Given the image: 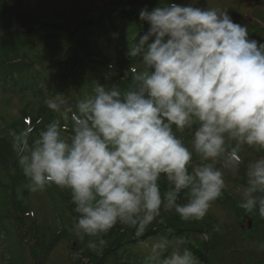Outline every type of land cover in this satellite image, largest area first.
<instances>
[{
    "label": "clouds",
    "instance_id": "clouds-1",
    "mask_svg": "<svg viewBox=\"0 0 264 264\" xmlns=\"http://www.w3.org/2000/svg\"><path fill=\"white\" fill-rule=\"evenodd\" d=\"M139 20L148 29L128 43L142 66L130 89L93 82L75 100L57 92L45 101L57 118L35 136L14 134L25 187L70 191L73 229L97 238L93 250L118 222L142 235L162 208L203 219L225 188L223 169L239 171L244 147L264 152V43L226 11L192 2L160 0ZM245 175L239 207L264 218V156ZM140 243L144 264H199L184 237Z\"/></svg>",
    "mask_w": 264,
    "mask_h": 264
},
{
    "label": "trees",
    "instance_id": "trees-1",
    "mask_svg": "<svg viewBox=\"0 0 264 264\" xmlns=\"http://www.w3.org/2000/svg\"><path fill=\"white\" fill-rule=\"evenodd\" d=\"M104 2L107 3L102 4L103 7L90 8L91 16L50 20L33 14L35 0H0V95L33 93L40 101L36 110L23 114L17 123L7 126V121L0 117L1 264H23L20 248L29 241L33 244L30 251L34 263L45 264L56 243L75 233L73 224L78 215L70 191L48 186L45 192L49 196L52 231L39 229L37 211L25 187L27 181L13 147L14 134L32 128L35 136L45 124L57 118L45 103L52 94L64 93L69 100H75L90 93L93 82L108 86L119 84L121 90L130 89L135 83L134 69L142 67L138 58L131 59L126 53L129 40L148 29V24L139 20V12L147 7L146 3L139 0ZM114 40L117 47L122 44L126 49L109 58L98 49V43L110 45ZM68 128L70 131V125ZM261 156L264 152L259 154ZM65 197L72 203L70 207L65 206ZM66 210L71 213L73 224ZM173 223L169 217L160 218L152 229L146 228L138 235L133 228L118 222L105 234L113 238L112 243L106 242L92 252L83 249V255L89 264H104L109 259H113V264H144L143 256L134 254L140 260L136 263V259L124 254H132L135 240L153 235L185 238L186 226ZM85 237L88 241L95 238ZM184 246L193 252L199 264H211L205 257L206 244L204 249L198 250L186 240Z\"/></svg>",
    "mask_w": 264,
    "mask_h": 264
},
{
    "label": "rangeland",
    "instance_id": "rangeland-1",
    "mask_svg": "<svg viewBox=\"0 0 264 264\" xmlns=\"http://www.w3.org/2000/svg\"><path fill=\"white\" fill-rule=\"evenodd\" d=\"M35 1L37 3L33 7V14L36 17H44L50 20L67 19L78 15L91 16L93 15L90 13L92 11L91 7H98L108 2H104V0ZM139 1L145 2L149 10L160 4V0ZM163 2H166V0H163ZM172 2L177 4L192 2L195 6L215 7L224 10L235 23L247 27L250 39H256L258 42L264 43V0H172ZM117 44L116 40L110 45L101 41L98 43V49L109 58L114 57L120 51L126 49L122 44H119L118 48ZM39 105L40 101L33 93L12 97L0 95V117L7 121L6 125L8 126L11 122L17 123L23 114L31 109L36 110ZM184 138L185 142L188 143L190 136L187 135ZM260 153L255 149L244 147L240 152L242 162L239 171L234 173L223 169L225 188L221 197L212 203L203 219L186 221L174 210L168 211L162 208L160 216L147 228L152 229L155 221L169 217L174 225L186 226L184 236L196 249H204L203 246L206 244L205 257L211 264H264V248L260 247L261 244H264V218L259 216L258 210L247 213L239 207L241 190L246 185V166L249 162L260 158ZM194 162L199 163V160ZM160 183L161 192L163 193L167 188V183L163 177ZM30 199L37 211L39 229L44 232L49 229L52 231V213L48 194L45 190L36 193L30 192ZM64 201L65 206L69 205L70 207L72 205L66 197ZM178 202H187L183 194ZM66 214L73 224L71 213L66 210ZM217 226L218 231L214 230ZM119 232H122V230ZM160 236L162 235H153L141 240L151 242ZM101 238L108 244L112 243L113 238L110 239L105 234ZM41 239L43 240V237ZM94 239L97 238L92 240ZM90 241L87 237L82 239L76 232L71 236L64 237L56 243L45 264H89V261L83 255V249L92 252L93 249L88 247ZM136 241L131 246L132 254L124 255L136 259L135 262L137 263L140 260L134 254L145 258L147 249L140 241ZM32 246L33 244L30 241L22 243L20 252L23 264H35L31 257L30 249H32ZM93 254L96 255L94 252ZM113 263V259H109L104 264Z\"/></svg>",
    "mask_w": 264,
    "mask_h": 264
}]
</instances>
